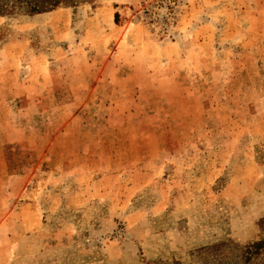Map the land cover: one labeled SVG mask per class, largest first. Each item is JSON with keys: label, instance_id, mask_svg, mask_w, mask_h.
Wrapping results in <instances>:
<instances>
[{"label": "rangeland", "instance_id": "rangeland-1", "mask_svg": "<svg viewBox=\"0 0 264 264\" xmlns=\"http://www.w3.org/2000/svg\"><path fill=\"white\" fill-rule=\"evenodd\" d=\"M264 0H64L0 14V264H264Z\"/></svg>", "mask_w": 264, "mask_h": 264}, {"label": "trees", "instance_id": "trees-1", "mask_svg": "<svg viewBox=\"0 0 264 264\" xmlns=\"http://www.w3.org/2000/svg\"><path fill=\"white\" fill-rule=\"evenodd\" d=\"M64 0H0V14L9 11L10 8L26 5L32 12H40L47 10L50 7L57 6ZM262 226L264 227V217L261 219ZM264 247V238L258 241L252 242L247 246V253L260 252V249Z\"/></svg>", "mask_w": 264, "mask_h": 264}]
</instances>
